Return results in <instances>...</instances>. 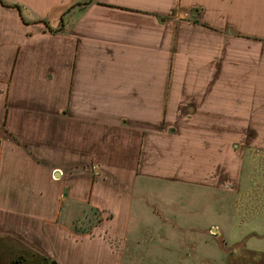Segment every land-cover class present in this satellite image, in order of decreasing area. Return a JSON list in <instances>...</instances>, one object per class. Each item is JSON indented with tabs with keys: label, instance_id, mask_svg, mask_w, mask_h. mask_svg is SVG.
Listing matches in <instances>:
<instances>
[{
	"label": "crops",
	"instance_id": "obj_1",
	"mask_svg": "<svg viewBox=\"0 0 264 264\" xmlns=\"http://www.w3.org/2000/svg\"><path fill=\"white\" fill-rule=\"evenodd\" d=\"M188 105L197 121L183 123L211 131L204 136L218 147L229 146L231 130L261 139L264 0H0V228L20 233L29 215L22 193L37 190L32 164L49 165L28 150L35 156L38 133L51 132L56 146L46 162H69L70 128L95 129L113 113L126 128L138 125L142 163L151 148L177 141L176 115ZM165 118L167 132L155 138L149 131Z\"/></svg>",
	"mask_w": 264,
	"mask_h": 264
},
{
	"label": "rangeland",
	"instance_id": "obj_2",
	"mask_svg": "<svg viewBox=\"0 0 264 264\" xmlns=\"http://www.w3.org/2000/svg\"><path fill=\"white\" fill-rule=\"evenodd\" d=\"M189 106L176 115L177 141L151 148L142 163L141 131L132 129L138 125L126 128L113 113L95 129L70 128L69 162H46L44 152L56 146L51 132L38 133L35 156L27 148L38 164L49 165L37 172L32 164L38 184L23 188L29 215L20 220L22 243H6L21 252L2 246L0 264H264V130L260 140L252 131L231 130L229 146L218 147L204 136L211 131L183 123L197 121ZM167 118L149 133L167 132ZM56 202L59 211L41 218Z\"/></svg>",
	"mask_w": 264,
	"mask_h": 264
},
{
	"label": "flooded vegetation",
	"instance_id": "obj_3",
	"mask_svg": "<svg viewBox=\"0 0 264 264\" xmlns=\"http://www.w3.org/2000/svg\"><path fill=\"white\" fill-rule=\"evenodd\" d=\"M5 231H3L4 233L0 232V248L4 246L13 252H21V251H18L16 249H12L11 247L6 246V243L9 244L10 246L12 245L14 246V244L22 243L21 231L20 233H17L16 231H12L11 229H5ZM24 261L25 260H22V259H16L13 261V264H21Z\"/></svg>",
	"mask_w": 264,
	"mask_h": 264
},
{
	"label": "trees",
	"instance_id": "obj_4",
	"mask_svg": "<svg viewBox=\"0 0 264 264\" xmlns=\"http://www.w3.org/2000/svg\"><path fill=\"white\" fill-rule=\"evenodd\" d=\"M7 6V5H6ZM7 7H9V6H7ZM15 8H17L19 11H21L20 9H21V7L20 6H18V5H15Z\"/></svg>",
	"mask_w": 264,
	"mask_h": 264
},
{
	"label": "water",
	"instance_id": "obj_5",
	"mask_svg": "<svg viewBox=\"0 0 264 264\" xmlns=\"http://www.w3.org/2000/svg\"><path fill=\"white\" fill-rule=\"evenodd\" d=\"M215 231V233H217L218 234V231L217 230H214Z\"/></svg>",
	"mask_w": 264,
	"mask_h": 264
}]
</instances>
